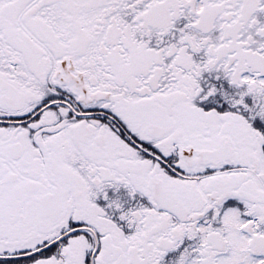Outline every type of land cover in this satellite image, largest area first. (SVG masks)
<instances>
[{
	"label": "snow or ice",
	"instance_id": "obj_1",
	"mask_svg": "<svg viewBox=\"0 0 264 264\" xmlns=\"http://www.w3.org/2000/svg\"><path fill=\"white\" fill-rule=\"evenodd\" d=\"M0 264H264V0H0Z\"/></svg>",
	"mask_w": 264,
	"mask_h": 264
}]
</instances>
